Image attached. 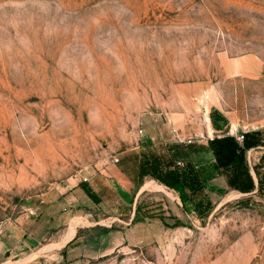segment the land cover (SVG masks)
I'll return each mask as SVG.
<instances>
[{
    "label": "rangeland",
    "instance_id": "obj_1",
    "mask_svg": "<svg viewBox=\"0 0 264 264\" xmlns=\"http://www.w3.org/2000/svg\"><path fill=\"white\" fill-rule=\"evenodd\" d=\"M231 130L264 138V0H0V264H264V192L207 186ZM189 161L204 217L154 176Z\"/></svg>",
    "mask_w": 264,
    "mask_h": 264
},
{
    "label": "trees",
    "instance_id": "obj_2",
    "mask_svg": "<svg viewBox=\"0 0 264 264\" xmlns=\"http://www.w3.org/2000/svg\"><path fill=\"white\" fill-rule=\"evenodd\" d=\"M222 121L225 123L226 118L223 117ZM213 123L217 126L216 120H213ZM257 143H259L258 134L255 132L245 134L243 145L233 135L216 136L209 142L216 159L214 166L225 169L230 185L242 192H251L255 188L264 192V175L258 177V186H256L247 163L246 151ZM154 173V176L162 183L178 190L185 207L188 202L193 203L200 217L212 211L213 202L209 195L206 193L199 195L204 190L205 184L200 172L191 161L175 170L162 171L158 166H154Z\"/></svg>",
    "mask_w": 264,
    "mask_h": 264
},
{
    "label": "crops",
    "instance_id": "obj_3",
    "mask_svg": "<svg viewBox=\"0 0 264 264\" xmlns=\"http://www.w3.org/2000/svg\"><path fill=\"white\" fill-rule=\"evenodd\" d=\"M230 125L233 126L232 123H229L228 124V126H230ZM235 128L237 130V126H235ZM235 133L236 132H234L233 130H231V134L230 135L235 136L234 135ZM247 133H252V132H247ZM257 134H258V141H259V143H257L256 145H254L253 147H251V148L248 149V150L251 151V153L257 152V149H264V138L262 137V132L259 131V132H257ZM217 137H222V136H219L218 135ZM211 138H213V136H211ZM236 139H237V137H236ZM209 147H210V144H209ZM210 149H211V147H210ZM210 151H211V153L213 152L212 149ZM212 157L213 158L210 161L211 162L216 161L214 153H213V156ZM194 160H195V158H194ZM214 165L215 164H213L214 170L215 171H219V173H215V174H212V176H210L211 178L207 180L208 185L203 180V182L205 184V188L204 189H206L207 186L210 187V190H211L212 194H215V195H218V194L223 193V192H224L223 194H227V192H232V193H236L237 192V193H240V194H244L245 193V192H242L240 189H237V188H235V187H233V186L230 185L228 173H227V171L225 169H223V168H217ZM194 166L198 170V168H199L198 164H194ZM201 169H208V166H206L204 168L201 167ZM198 171L200 172V168H199ZM250 173L252 174V171L251 170H250ZM200 174H201V172H200ZM252 176H253V178L255 180L256 186H258V180L259 179H257V177H254L253 174H252ZM201 177H202V175H201ZM255 189H257V188H255ZM74 192H78V189L74 190Z\"/></svg>",
    "mask_w": 264,
    "mask_h": 264
},
{
    "label": "built area",
    "instance_id": "obj_4",
    "mask_svg": "<svg viewBox=\"0 0 264 264\" xmlns=\"http://www.w3.org/2000/svg\"><path fill=\"white\" fill-rule=\"evenodd\" d=\"M243 138H244V135H243V134L240 135V136H238V139H241V140H242ZM118 161H119V158H115V162H118ZM83 180L87 181V180H88V177L85 176V177L83 178Z\"/></svg>",
    "mask_w": 264,
    "mask_h": 264
}]
</instances>
